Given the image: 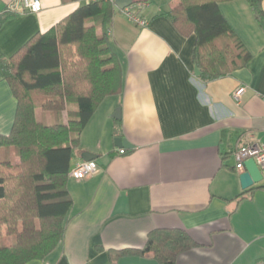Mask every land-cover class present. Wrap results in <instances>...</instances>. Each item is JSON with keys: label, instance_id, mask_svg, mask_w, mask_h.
Here are the masks:
<instances>
[{"label": "crops", "instance_id": "crops-1", "mask_svg": "<svg viewBox=\"0 0 264 264\" xmlns=\"http://www.w3.org/2000/svg\"><path fill=\"white\" fill-rule=\"evenodd\" d=\"M18 1L0 0V14L13 13L0 25L4 58L88 2L40 0L36 13L10 10ZM176 2L113 5L108 36L121 64L122 88L97 106L70 160L73 166L81 151L95 153L97 171L82 180L68 176L72 205L63 238L44 259L25 264H159L149 252L114 259L108 254L142 249L155 228L183 229L198 243L175 264L264 260V172L261 181L242 188L243 169L235 168L233 154L240 145H264V0L261 17L246 0L219 3L252 58L208 82L194 73L195 35L180 34L165 15ZM126 10L144 24L131 21ZM15 111L0 69V135L10 132ZM116 137L131 147H118Z\"/></svg>", "mask_w": 264, "mask_h": 264}, {"label": "trees", "instance_id": "trees-1", "mask_svg": "<svg viewBox=\"0 0 264 264\" xmlns=\"http://www.w3.org/2000/svg\"><path fill=\"white\" fill-rule=\"evenodd\" d=\"M225 1L177 0L165 13L180 34L195 35L192 58L202 82L230 75L252 58L219 9ZM246 2L257 17L263 15L262 0ZM11 14H0V25ZM113 14L112 2L88 1L9 58L0 53L2 76L16 99L11 130L0 135V234L4 229L11 238L0 243V264L42 260L63 238L73 150L100 102L122 88L121 64L108 36ZM36 108L54 122L37 121ZM196 246L183 229L155 228L142 249L108 254L114 259L149 252L159 264H175Z\"/></svg>", "mask_w": 264, "mask_h": 264}, {"label": "built area", "instance_id": "built-area-1", "mask_svg": "<svg viewBox=\"0 0 264 264\" xmlns=\"http://www.w3.org/2000/svg\"><path fill=\"white\" fill-rule=\"evenodd\" d=\"M88 1H97V0H88ZM113 3L114 0H106ZM19 4L15 7H12L10 10H20L36 13L41 9L40 0H19ZM126 16L133 22L143 25L144 21L135 15L133 12L126 10ZM244 86L236 88L233 92L234 99L243 93ZM124 149H120L119 153H124ZM236 164L235 168L238 170L243 169V163L248 158H253L257 166L259 167L261 173L264 172V145L259 144H249V145H240L233 152ZM97 171V164L94 160H79L77 161L69 170L68 176L76 180H82L86 177L91 176Z\"/></svg>", "mask_w": 264, "mask_h": 264}, {"label": "water", "instance_id": "water-1", "mask_svg": "<svg viewBox=\"0 0 264 264\" xmlns=\"http://www.w3.org/2000/svg\"><path fill=\"white\" fill-rule=\"evenodd\" d=\"M130 4H132V0H114L113 5L119 9H124L128 7ZM194 73L199 74V70L196 66H194ZM115 144L118 147H124V148H130L131 145L126 141L124 138L116 137L114 139ZM80 157L82 160L88 161V160H94L97 155L95 153H92L90 151H81ZM263 178L262 173L253 160V158H248L243 163V171L239 174V180L242 188H248L252 186L255 183H258Z\"/></svg>", "mask_w": 264, "mask_h": 264}, {"label": "rangeland", "instance_id": "rangeland-1", "mask_svg": "<svg viewBox=\"0 0 264 264\" xmlns=\"http://www.w3.org/2000/svg\"><path fill=\"white\" fill-rule=\"evenodd\" d=\"M34 113L37 121L44 122L46 124H51L54 122V117L48 112H42L41 109L36 108L34 110ZM18 161V159H15L14 163H17ZM2 232L3 233L0 234V243L3 241L6 243H10L11 238L6 233H4V229L2 230Z\"/></svg>", "mask_w": 264, "mask_h": 264}]
</instances>
